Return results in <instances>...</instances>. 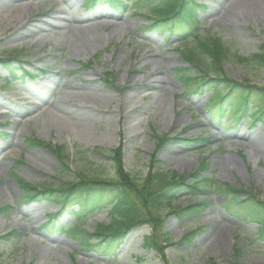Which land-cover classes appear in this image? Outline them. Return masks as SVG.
I'll return each mask as SVG.
<instances>
[{"label":"rangeland","instance_id":"rangeland-1","mask_svg":"<svg viewBox=\"0 0 264 264\" xmlns=\"http://www.w3.org/2000/svg\"><path fill=\"white\" fill-rule=\"evenodd\" d=\"M197 1L203 5L198 13L200 33L219 38L239 55L226 60L224 73L237 82L264 85V68L248 59L264 42V9L246 3L219 10L222 0ZM79 3L9 0L0 20V56L14 57L11 66L18 76L8 79L0 68V148L5 156L0 186L8 190L0 196V207H10L0 214V236L12 230L17 233L10 241L0 239V264H163L141 246L151 231L147 225L129 229L113 255L84 248L67 228L72 217H57L54 203L26 200L19 178L33 184L64 183L80 171L110 179L115 175L109 149L121 144L125 169L136 178L147 173L151 155L154 169L179 174L206 159L209 178L252 188L264 200V120L249 123L250 111L233 123L230 115L217 120L211 117L215 108L203 106L208 91L185 93L176 70L182 65L177 51L180 41L168 37L167 30L149 26L148 15L153 13L148 8L139 5L143 9L138 12L131 0L118 9ZM147 3L159 5L161 0ZM64 15L73 16L81 29L64 32L43 26L44 20L54 22ZM21 70L34 77L23 76ZM105 71L110 72L111 84L103 76ZM60 98L68 107L79 106L71 120L55 106ZM33 103L38 105L31 109ZM238 130L243 135L235 138ZM165 133L208 141L188 146L170 139L157 148L153 134ZM30 136L50 143L51 149L30 145ZM58 145L69 167L65 173L53 151ZM204 196L209 205L185 218L167 205L160 208L164 231L174 242L201 227L189 244L167 248L170 264H208L209 260L264 264V240L255 236L257 224L220 207L222 194L207 191ZM191 203L189 194H179L172 205ZM51 220L53 228L48 225ZM103 221H109L106 211L87 220L84 227L91 231ZM234 247L240 248L236 258Z\"/></svg>","mask_w":264,"mask_h":264},{"label":"trees","instance_id":"trees-1","mask_svg":"<svg viewBox=\"0 0 264 264\" xmlns=\"http://www.w3.org/2000/svg\"><path fill=\"white\" fill-rule=\"evenodd\" d=\"M125 1L88 0V3L118 9L125 7ZM131 1L133 8L138 12L143 9L139 5L152 11L153 15H148L151 20L150 27L167 30L168 37L178 38L181 44L177 48L178 59L183 65L176 70L180 75L184 92L188 93L189 86L199 93L209 91L208 103L215 108L212 118L219 119L230 114L232 121H235L240 119L241 114L251 110V122L264 120V85L250 84L245 80L237 82L224 73L223 65L226 60L231 57L239 58V55L232 53L219 38L200 33L198 13L203 8L202 4L196 0H161L159 5L147 3L155 0ZM130 12L135 13L132 10ZM248 59L264 68V42ZM12 60L13 56H0V65L8 72V77L16 76L15 70L11 69ZM28 75L32 76L31 73ZM104 77L106 82L111 84L108 71L104 73ZM226 108L227 111H224ZM153 135L156 138L157 148L170 139L186 143L188 146L208 141L200 136L189 138L170 137L168 134ZM27 141L33 146L42 144L33 137L28 138ZM45 146L50 148V144ZM54 152L61 161L63 172H68V166L62 162L64 156L61 146H56ZM109 159L115 175L110 179L79 171L75 173L74 179L64 183L32 184L20 178L19 186L24 190L26 200L47 201L58 205L56 216L65 214L73 218L71 233L81 240L82 246L102 254L113 255L115 247L129 229L147 225L151 231L143 237V249L153 251L163 264H170L165 256L167 248L181 245L183 242L189 244L197 231L189 230L179 241L174 242L164 231L165 216L158 212L162 206L167 205L173 213L183 218L192 216L207 205L205 198L202 201L193 200V203L187 207L173 206V199L179 194H189L193 199L196 194L206 191L214 192L219 196L222 194L224 200L220 207L223 206L225 210L243 221L256 223L258 228L255 236L264 240V200L259 199L252 189L237 188L209 178L205 175L208 167L206 159L200 161L195 169L179 174L175 171L154 169L155 159L154 155H151L148 171L140 178L132 176L125 169L121 144L109 150ZM7 210H9L8 205L0 207V214ZM104 210L109 217L108 222L95 223L91 231L83 226L88 218ZM15 237L17 233L12 231L1 236L0 239L10 241ZM239 255L240 248L234 247L233 258ZM208 264L214 263L209 260Z\"/></svg>","mask_w":264,"mask_h":264},{"label":"bare ground","instance_id":"bare-ground-1","mask_svg":"<svg viewBox=\"0 0 264 264\" xmlns=\"http://www.w3.org/2000/svg\"><path fill=\"white\" fill-rule=\"evenodd\" d=\"M246 3H249L250 5H252L253 7H258L259 9H264V0H222V2L219 4L218 9H232L235 7H240V6H244L246 5ZM9 4V0H0V20H3V13L5 12L4 10H6L7 5ZM72 4V3H71ZM24 8V7H21ZM75 18L71 15H64V16H57L55 17V21H51V20H44L43 26L46 27H51L54 29H58V30H62V31H66L69 28H72L74 30L76 29H81V25L79 24H75ZM46 24V25H44ZM123 26L126 27V24L123 23ZM44 90H49L48 87H44ZM96 94V93H94ZM42 97V96H41ZM43 98V97H42ZM2 102L0 101V104ZM38 105V103H33L31 104L29 107L32 109L34 107H36ZM57 109L59 110V112H61V114L63 116H65V119H69L71 120V117L74 116L77 112V108L79 106H75L73 107H68V105L66 104V100L64 99H58V101L56 102ZM243 135V132L241 130H238L234 136L235 138H240V136ZM236 144H238V141H235ZM2 153V149L0 148V164L4 163V157L1 155ZM8 194V190H6V188L0 186V196L2 195H7Z\"/></svg>","mask_w":264,"mask_h":264}]
</instances>
